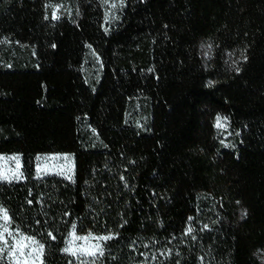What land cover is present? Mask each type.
Masks as SVG:
<instances>
[{
    "label": "trees",
    "instance_id": "16d2710c",
    "mask_svg": "<svg viewBox=\"0 0 264 264\" xmlns=\"http://www.w3.org/2000/svg\"><path fill=\"white\" fill-rule=\"evenodd\" d=\"M46 2L0 0V49L29 48L0 54V153L24 172L0 204L42 264H264V0H127L111 25L103 0L59 18ZM138 95L145 128L127 116ZM50 151L74 153L73 178L37 175ZM73 226L113 238L76 257Z\"/></svg>",
    "mask_w": 264,
    "mask_h": 264
},
{
    "label": "rangeland",
    "instance_id": "374dc122",
    "mask_svg": "<svg viewBox=\"0 0 264 264\" xmlns=\"http://www.w3.org/2000/svg\"><path fill=\"white\" fill-rule=\"evenodd\" d=\"M74 1L75 0H47L46 8L48 15L53 18L62 16H72L74 14ZM127 0H103L106 18L109 25L115 23L121 15ZM115 5V6H114ZM0 54L1 58L5 55L23 56L29 52V48L24 43H18L11 39H4L1 44ZM84 72L89 83L93 84L99 79L102 71V60L99 54L89 47L87 56L84 63ZM128 120L133 122L140 128H145L151 117V102L149 98L144 95L135 96L130 103L128 110ZM90 134L93 139L98 140L97 133L94 129L90 128ZM14 157L18 159H13ZM39 158V159H38ZM23 157L19 152L13 153H0V174L13 176L21 175L23 178ZM35 166L37 175L43 176L46 174H58L66 178H73L75 171V158L73 152H41L35 157ZM0 209L6 210L1 204ZM7 211V210H6ZM10 218L9 213L7 212ZM7 227L8 233H5L7 244L0 242V247L5 248V252L0 254V262H10L14 264H42L44 249L42 253L36 251L39 244H43L36 237L31 234L25 233L19 227L12 224L11 219L5 222L0 216V230ZM101 237H109L107 234H97L94 232L81 233L78 232L73 226L68 234L65 248L71 251L67 252L73 256H90L88 251L96 252V256L100 255L96 249V245L104 250V243L106 240L100 239ZM83 238V239H82ZM11 252L12 254H9ZM24 253V255H21ZM75 253V254H73ZM146 264V263H141Z\"/></svg>",
    "mask_w": 264,
    "mask_h": 264
},
{
    "label": "snow or ice",
    "instance_id": "6c2138e0",
    "mask_svg": "<svg viewBox=\"0 0 264 264\" xmlns=\"http://www.w3.org/2000/svg\"><path fill=\"white\" fill-rule=\"evenodd\" d=\"M237 71H239V69H237ZM217 126L218 127L221 126V124H220V118L219 117H217ZM13 159H18V158L14 157ZM21 178H22L21 175L8 176V175L0 174V182H2V181L11 182L12 180H20ZM68 179H71V177H68ZM29 203H30V201H29ZM0 216H2V219L6 223L10 221V218L8 217V214H7V211L6 210L0 209ZM206 227L207 226H205V228ZM191 232H192V229L191 228H188L187 229V233H191ZM5 233H8V235H11V233L8 231V228L6 226L3 227V230H0V242H2L4 244H7V239L5 237ZM48 235L52 239H55V237L52 236L51 233H49ZM112 238L113 237L109 236V237H101L100 239L107 240V239H112ZM95 247H96L97 251L99 252V254L100 255H103V250L100 248V245H96ZM43 249H44V245L43 244H39L38 245V249H36V251H38L39 253H42L43 252ZM64 251L67 253V252H70L71 250L69 248H65ZM4 252H5V248L4 247H0V254H3ZM9 254H12V253L9 252ZM73 254H75V253H73ZM87 254L90 255V256H93V257L96 256V252H93V251H88ZM21 255H24V253H21ZM0 258H2V256H0ZM25 264H27L26 261H25Z\"/></svg>",
    "mask_w": 264,
    "mask_h": 264
}]
</instances>
